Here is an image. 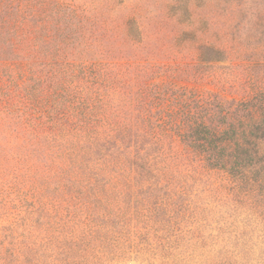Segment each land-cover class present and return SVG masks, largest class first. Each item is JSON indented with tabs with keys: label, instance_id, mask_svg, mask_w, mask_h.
I'll return each instance as SVG.
<instances>
[{
	"label": "trees",
	"instance_id": "1",
	"mask_svg": "<svg viewBox=\"0 0 264 264\" xmlns=\"http://www.w3.org/2000/svg\"><path fill=\"white\" fill-rule=\"evenodd\" d=\"M88 20L57 0H0V60L14 65L25 61L28 71L24 83L16 85L23 90L18 94L0 86V104L5 103L7 116L24 118L16 121L29 131L22 146L36 145L33 152H44L51 162L41 173L34 164L29 166L30 171L38 169L31 175L38 178L31 190L36 191L31 193L38 196V207L26 199L30 190H22L23 182L13 185L17 198L33 207L31 214L47 205L55 212L44 214L48 238L43 248L55 244L52 252L63 254L61 259L73 257L71 263L78 264L87 257L81 253L86 251L82 244L88 246L87 234L107 226L108 240H117L121 231L113 225L115 219L123 228L131 220L119 205L120 196H134L139 203L137 198L145 194L140 200L149 203L147 211L162 216L168 229L175 230L172 222L179 223L178 216L185 219L190 209L185 175L177 168L181 143L196 152L199 166L228 174L237 195L251 197L255 192V202L264 209V88L245 100L196 94L191 101L181 98L171 106L163 89L145 82V66H115L94 58L101 52L88 27L93 21ZM210 50L215 56L204 58L221 59L222 50ZM82 57L99 63L83 65L77 62ZM64 194L69 195L62 198L66 204L58 197L48 199ZM74 198L90 205L73 209ZM100 218L106 221L95 228ZM80 225L78 234L75 227ZM108 248L118 258L123 255V249L117 254L113 246ZM35 250L28 246V260L42 257Z\"/></svg>",
	"mask_w": 264,
	"mask_h": 264
},
{
	"label": "rangeland",
	"instance_id": "2",
	"mask_svg": "<svg viewBox=\"0 0 264 264\" xmlns=\"http://www.w3.org/2000/svg\"><path fill=\"white\" fill-rule=\"evenodd\" d=\"M57 1L76 8L89 19L88 24L93 21V26L88 27H92L94 46L101 52L94 58L100 56V61L115 66H145V82L163 89L170 96L166 102L171 106L176 105L177 99L191 101L196 94L245 100L264 88V0ZM210 47L222 50L220 60L203 57L215 56ZM88 58L77 62L83 61L86 66L99 63ZM19 62L21 65L0 60V86L14 89L15 94L23 91L16 85L24 83L28 72L26 62ZM4 104H0V264H74L73 257L61 259L63 254L52 252L55 244L50 249L43 248L48 238L44 214H55L47 209L49 205L39 208L43 212L31 214L33 207L17 198L13 185L23 182L22 190H30L26 199L39 206L38 196H32L36 191H31L38 179L31 175L38 169L30 171L29 166L34 164L41 173L51 162L44 152H33L36 145L22 146L24 140L28 141L29 131L16 121L24 118L7 116ZM178 149L182 154L177 168L185 175L190 206L185 219L178 216L179 223L172 222L175 230H170L162 216L155 217L147 211L149 203L140 200L145 194L139 195V203L134 196H120L119 205L131 216L124 228L122 222L116 223L119 218L113 223L121 237L108 240L107 226L98 233L87 234L84 241L88 246L81 247L86 248L81 253L87 257L78 264H264V209L255 202L257 194L237 195L228 174L199 166L201 161L191 147L181 143ZM68 196L49 195L48 199L55 201L58 197V202L66 204L62 198ZM84 203L90 205L74 198L72 208ZM147 212L148 216H141ZM105 221L98 219L95 228ZM82 228L83 225L76 226V233ZM64 236L71 238L67 230ZM108 245L117 254L123 249V255L118 258L110 254ZM28 246L42 256L36 263L27 259Z\"/></svg>",
	"mask_w": 264,
	"mask_h": 264
}]
</instances>
